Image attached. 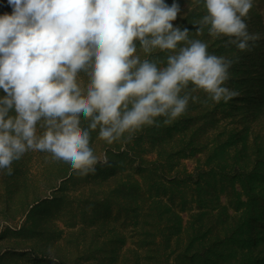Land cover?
Returning a JSON list of instances; mask_svg holds the SVG:
<instances>
[{"label":"clouds","instance_id":"9594fccd","mask_svg":"<svg viewBox=\"0 0 264 264\" xmlns=\"http://www.w3.org/2000/svg\"><path fill=\"white\" fill-rule=\"evenodd\" d=\"M7 5L11 13L0 15V170L9 175L13 161L33 151L86 176L100 162L90 147L97 129L98 139L112 144L144 126L159 127L157 118L165 125L178 119L197 99L192 93L215 103L239 95L224 86L234 61L209 54L207 43L189 40V29L174 24L181 15L178 0ZM203 6L198 34L207 27L211 37L227 38L240 51H251L261 39L246 23L253 0H203ZM137 42L146 56L171 52L166 66L141 60ZM80 72L89 77L86 90L77 82ZM81 117L90 121L87 128Z\"/></svg>","mask_w":264,"mask_h":264},{"label":"trees","instance_id":"16d2710c","mask_svg":"<svg viewBox=\"0 0 264 264\" xmlns=\"http://www.w3.org/2000/svg\"><path fill=\"white\" fill-rule=\"evenodd\" d=\"M196 6L206 14L203 0ZM11 11L0 0V15ZM194 12L196 31L202 17ZM246 23L250 33L259 24L255 16ZM259 31L263 39L240 51L204 28L209 54L234 61L224 86L239 95L215 103L192 93L197 99L171 122L174 143L146 126L108 144L107 163L97 170L121 193L128 227L141 241L127 249L134 261L122 264H264V30L253 33ZM143 141L157 145L155 159L145 157Z\"/></svg>","mask_w":264,"mask_h":264},{"label":"rangeland","instance_id":"374dc122","mask_svg":"<svg viewBox=\"0 0 264 264\" xmlns=\"http://www.w3.org/2000/svg\"><path fill=\"white\" fill-rule=\"evenodd\" d=\"M178 2L181 15L174 24L189 29V40L196 36L205 42L204 31L198 34L192 29L196 23L191 14L195 11L201 19L205 14L203 7L196 6L197 0ZM166 3L171 4L172 0ZM250 16H255L259 23L250 26L252 33L264 30V0H253L248 14L253 19ZM258 34L263 39L260 31ZM181 46L183 42L177 50ZM171 54L154 50L146 56L137 42L136 55L141 60L157 62L158 67L166 66ZM77 82L86 90L89 77L80 72ZM89 123L81 117L83 128ZM172 127V123L156 127L167 143H174L178 135ZM42 131L38 128V132ZM91 137L90 147L100 162L94 166L95 172L86 176L70 173L69 164L54 160L49 153L33 151L13 161L11 175L8 169L0 170V264H122L125 258L134 261L127 249L140 243V238L134 235L136 229L128 227L121 193L97 170L104 165L108 143L98 139V129ZM150 148L145 141L140 145V149L151 151L145 157L152 160L157 145ZM183 163L192 170L191 161Z\"/></svg>","mask_w":264,"mask_h":264}]
</instances>
